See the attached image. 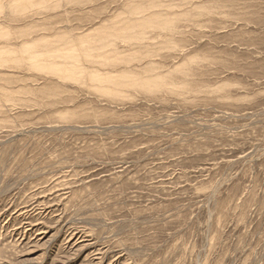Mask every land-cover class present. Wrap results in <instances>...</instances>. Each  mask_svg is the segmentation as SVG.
Returning a JSON list of instances; mask_svg holds the SVG:
<instances>
[{
	"label": "rangeland",
	"instance_id": "374dc122",
	"mask_svg": "<svg viewBox=\"0 0 264 264\" xmlns=\"http://www.w3.org/2000/svg\"><path fill=\"white\" fill-rule=\"evenodd\" d=\"M0 264H264V0H0Z\"/></svg>",
	"mask_w": 264,
	"mask_h": 264
}]
</instances>
